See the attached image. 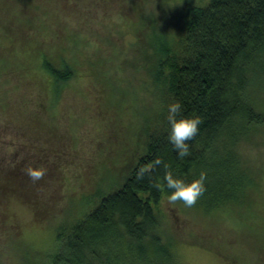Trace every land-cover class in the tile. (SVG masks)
I'll return each mask as SVG.
<instances>
[{"label": "rangeland", "instance_id": "obj_1", "mask_svg": "<svg viewBox=\"0 0 264 264\" xmlns=\"http://www.w3.org/2000/svg\"><path fill=\"white\" fill-rule=\"evenodd\" d=\"M40 1L45 12L35 14V24L43 27L32 34L27 29L34 16L19 12L16 0H0V73L5 65L8 73L0 76V264H48L60 250L59 233H67L119 186L125 165L137 156V116L158 106L139 82L137 38L146 15H140L142 8L154 12L158 26L176 38L186 7L209 0H128L124 14L107 0H76L78 17L66 15L63 0ZM56 53L57 65L64 59L78 70L58 95L42 74L43 56ZM237 153L249 175L238 221L230 222V239L246 232L242 222L249 226L264 221V127L240 142ZM61 154L75 165L63 171L59 211L54 214L47 184L36 194L30 181L8 174L13 168L8 164H19L27 156L30 162L49 155L63 159ZM32 162V168L42 167ZM166 197L157 207V233L164 243L174 244L175 264H235L211 249L218 240L225 245L224 232L220 239L216 236L235 214L212 217L196 206L169 204ZM204 238L212 241L210 248L201 246ZM113 253L108 256L115 264ZM119 254L120 264H146L137 250Z\"/></svg>", "mask_w": 264, "mask_h": 264}, {"label": "trees", "instance_id": "obj_2", "mask_svg": "<svg viewBox=\"0 0 264 264\" xmlns=\"http://www.w3.org/2000/svg\"><path fill=\"white\" fill-rule=\"evenodd\" d=\"M26 1L31 5L27 6ZM126 1L106 3L124 14ZM75 2H61L66 15L75 13L78 17ZM16 4L19 12L34 16L27 30L32 34L42 30L43 25L40 28L35 24V14L45 12L41 1L16 0ZM136 4L138 9L143 6ZM140 15L145 19L137 38L142 63L139 82L158 106L153 112L146 109L137 114L141 127L136 135L138 154L125 165L119 186L103 196L67 233H59L60 250L48 264H112L108 254L112 256L113 252L115 264H120L123 249L137 250L146 264H175L174 244L164 243L157 233V207L171 190L165 188L161 193L153 184L163 182L166 171L188 183L198 179L201 172L206 173V190L195 206L212 217L221 212L235 214L216 236L218 240L224 232L225 245L218 240L211 249L235 264H264V221L249 226L242 222L246 232L236 235L242 243L228 238L233 235L230 222L238 221L240 197L248 187L249 174L237 147L264 127V0H209L205 5L188 6L182 16L183 29L176 38L158 26L154 12L147 13L143 7ZM56 55L43 56L42 74L51 79L58 95L77 78L78 70L64 59L57 65ZM4 69L2 77L8 74L6 65ZM175 102L182 106L178 118L197 115L202 119L198 134L187 141L190 155L184 158L179 157L168 139L169 105ZM61 155L63 159L49 155L31 161L45 168L43 179L37 182L25 174L32 165L29 156L19 164H8L13 167L8 174L23 178L26 184L30 181L36 194L38 187L47 184L48 206H54V214L59 211L57 200L61 198L67 170L75 165L68 156ZM157 158L163 163L155 165ZM37 168L41 167L33 169ZM142 168L145 171L139 179ZM89 177L86 175V181L91 180ZM211 244L205 238L201 242L206 249Z\"/></svg>", "mask_w": 264, "mask_h": 264}, {"label": "clouds", "instance_id": "obj_3", "mask_svg": "<svg viewBox=\"0 0 264 264\" xmlns=\"http://www.w3.org/2000/svg\"><path fill=\"white\" fill-rule=\"evenodd\" d=\"M181 104L175 102L169 105V111L167 120L170 125L169 142L173 145L175 151L178 152L180 158H184L190 155L189 145L187 141L195 138L199 132V126L202 123V119L193 115L188 118L180 117ZM162 160L157 158L154 161L155 165H160ZM164 168L169 169V165L164 164ZM145 169H140L138 178L142 179ZM25 174L33 182H37L43 179L45 175V169L42 167L39 169H33L31 166L25 169ZM206 179V173L201 172L198 179L188 183L183 179L174 178L171 171H166L163 178V182L157 181L153 184V187L164 193L165 188L171 190L166 199L169 204L175 205L177 202H182L185 207L191 208L195 206L199 198L205 192L204 181Z\"/></svg>", "mask_w": 264, "mask_h": 264}]
</instances>
